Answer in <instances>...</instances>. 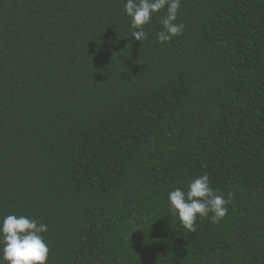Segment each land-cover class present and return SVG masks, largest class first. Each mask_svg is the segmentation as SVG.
Instances as JSON below:
<instances>
[{
  "label": "trees",
  "instance_id": "1",
  "mask_svg": "<svg viewBox=\"0 0 264 264\" xmlns=\"http://www.w3.org/2000/svg\"><path fill=\"white\" fill-rule=\"evenodd\" d=\"M123 4L0 0V217L47 264H264V0H181L168 42ZM204 174L231 204L193 233L167 197Z\"/></svg>",
  "mask_w": 264,
  "mask_h": 264
},
{
  "label": "clouds",
  "instance_id": "2",
  "mask_svg": "<svg viewBox=\"0 0 264 264\" xmlns=\"http://www.w3.org/2000/svg\"><path fill=\"white\" fill-rule=\"evenodd\" d=\"M180 5L181 0H124L123 11L130 18L132 36L139 41L148 36L144 26L151 23L154 15L163 12L158 17L161 30L156 35L160 42H168L184 29L183 23L176 22ZM167 199L168 211L193 233L197 217H209L212 223H219L231 204L230 196L225 198L212 188L207 174L190 180L186 190L175 187L169 191ZM47 231L46 223L29 216L0 217V264H47L50 251L44 239Z\"/></svg>",
  "mask_w": 264,
  "mask_h": 264
}]
</instances>
